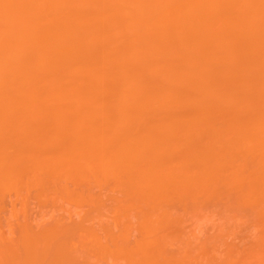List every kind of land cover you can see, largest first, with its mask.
Here are the masks:
<instances>
[{
  "label": "bare ground",
  "instance_id": "6f19581e",
  "mask_svg": "<svg viewBox=\"0 0 264 264\" xmlns=\"http://www.w3.org/2000/svg\"><path fill=\"white\" fill-rule=\"evenodd\" d=\"M0 264H264V0H0Z\"/></svg>",
  "mask_w": 264,
  "mask_h": 264
},
{
  "label": "rangeland",
  "instance_id": "374dc122",
  "mask_svg": "<svg viewBox=\"0 0 264 264\" xmlns=\"http://www.w3.org/2000/svg\"><path fill=\"white\" fill-rule=\"evenodd\" d=\"M76 210H77V209H76ZM77 211H79V209H78ZM33 215L36 216V213L33 214ZM10 235H11V234H10ZM238 235H239V237H238ZM236 237H238V238L240 239V237H241L240 233L236 234V236H235L234 238H236ZM239 239H233V240L238 241Z\"/></svg>",
  "mask_w": 264,
  "mask_h": 264
}]
</instances>
